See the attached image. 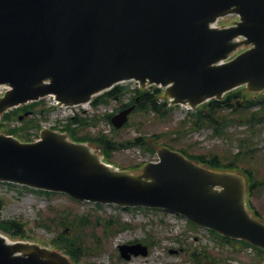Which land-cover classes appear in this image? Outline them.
Wrapping results in <instances>:
<instances>
[{
  "label": "water",
  "instance_id": "1",
  "mask_svg": "<svg viewBox=\"0 0 264 264\" xmlns=\"http://www.w3.org/2000/svg\"><path fill=\"white\" fill-rule=\"evenodd\" d=\"M228 12L240 14L238 26L209 28ZM237 35L253 46L219 63ZM129 78L167 85L174 102L192 105L241 85L264 90V0H0V82L12 85L0 98V114L49 93L83 102ZM135 107L114 115L113 124L121 128ZM158 155L136 172L57 131L45 130L36 142L0 134V180L79 200L167 209L264 249V222L255 219L249 196L252 214L245 207L240 173L210 170L169 147ZM119 248L128 260L148 254L141 242ZM0 264L71 261L0 235Z\"/></svg>",
  "mask_w": 264,
  "mask_h": 264
},
{
  "label": "rangeland",
  "instance_id": "2",
  "mask_svg": "<svg viewBox=\"0 0 264 264\" xmlns=\"http://www.w3.org/2000/svg\"><path fill=\"white\" fill-rule=\"evenodd\" d=\"M234 18L227 17L223 21L230 22ZM248 91L251 94L258 93ZM122 101L124 98L119 101L112 99V102L108 106L104 105L101 110L111 112L116 109V112ZM165 101L164 96L160 95L158 103ZM256 108L258 106H255ZM189 111L191 109L184 104L174 105L165 115L138 108L130 115L127 126L120 130L112 128L110 120L106 118L99 124L86 125L79 133L95 136L108 131L110 133L107 134L116 142H128L139 136H146L156 151L145 150L133 144L113 150L109 158L104 156L97 145L83 141L93 145L104 159L136 172L148 160H157V149L169 144L177 149L183 148L190 154H219L221 157L231 158L232 155L240 153V168H251L256 178L264 180V122L251 127L236 120L229 123L225 127L226 132L221 134L215 133L212 126L191 131L187 130L188 123L183 124ZM223 113L232 112L226 110ZM53 114L59 116L58 113ZM231 117L239 116L232 114ZM248 196L255 218L264 221V184L253 194L248 193ZM0 200L3 202L1 219L15 218L27 223L29 239L26 241L51 249H55L50 245L51 240L64 229L59 221L57 222V215L67 218L69 213L88 214L90 224L83 227L81 233L83 245L88 250L82 258L83 264H191L189 253L195 248L203 247H207L211 254L220 256L223 259L220 264H264V257H260L257 251L248 247L237 250L236 243L235 247L222 246L209 231L192 227L182 215L124 209L115 204H103L99 207L89 201L74 200L66 194L39 195L19 184L11 185L4 181H0ZM110 218L113 221L118 220L121 224L106 225V219ZM43 222L49 227L42 224ZM68 232L73 231L68 228ZM147 238L154 241L152 259L136 257L127 262L120 257L119 244L137 239L146 241ZM171 247L185 250L181 249L177 254L171 255ZM200 264L208 263L204 261Z\"/></svg>",
  "mask_w": 264,
  "mask_h": 264
},
{
  "label": "trees",
  "instance_id": "3",
  "mask_svg": "<svg viewBox=\"0 0 264 264\" xmlns=\"http://www.w3.org/2000/svg\"><path fill=\"white\" fill-rule=\"evenodd\" d=\"M120 88L117 87L114 90L108 92L106 96L116 97L120 92ZM158 91V90H157ZM156 92V91H155ZM98 97L96 102L108 101L109 97ZM133 102H137L139 108L147 109L149 111H155L160 115H165L169 108L166 107L167 102L158 103V95L154 92L148 90H139L136 95L132 98ZM37 103H30L25 106H21L15 109H12L6 112L3 115V120H11L13 118H19L24 112L28 110H35ZM255 106L258 108L255 109ZM228 110L232 113H223V111ZM232 114H237L239 117L234 118L230 116ZM238 120L239 122L249 124L251 127H255L257 124L264 122V93L251 94L248 89L245 87H238L230 92H228L222 99H211L208 102L198 106L194 112L188 114L187 118L183 121V124H189L187 130H196L204 126H212L215 133H225V127L229 123H233ZM97 121V117H93L88 120L84 117L76 116L72 118L67 125H65L64 130L70 135L74 141H90L97 145L105 157L109 158L113 150H117L126 146L138 145L143 147L145 150L156 151L155 146L148 141L146 136H139L133 141H122L116 142L113 137H110L108 134L100 133L95 136H90V134H80L79 132L83 127L94 123ZM23 127L21 128V133L19 129H8L9 133H14L22 140H31L27 129L32 126H37L38 122L35 118L25 117L23 119ZM74 124H76L74 126ZM3 125V124H2ZM130 144V145H129ZM169 145V144H167ZM174 149L173 146L169 145ZM185 155L199 161L210 168L217 170H227V171H239L247 176L249 179V185L251 187V192L253 193L258 188L264 184V180H259L255 177L253 169H241L239 162L241 160L240 153L234 154L230 157H221L219 154H213L207 156L206 154H190L185 149H179ZM41 194L51 195L55 194L54 192H48L39 190ZM3 207V202L0 200V211ZM55 218H52V220ZM102 219V218H101ZM57 222L64 227V229L59 232L58 236L51 240L50 245L65 254H67L74 261L75 264H83V256L88 253V250L83 245V227L89 225V215L88 214H76L69 213L66 216L57 215ZM106 225H112L114 223L121 224L118 220L113 221L112 218L106 219ZM42 224L49 227L45 222ZM27 223L19 219H1L0 217V230L8 233L14 238L29 239V233L27 230ZM68 228L73 232H68ZM213 234L220 237L223 240L229 241L231 243L242 245H251L245 240H234L222 236L220 233L212 231ZM149 246L153 244L151 240L146 241ZM255 247V246H254ZM237 250L240 248H236ZM260 257H264V250L255 247ZM185 250V249H184ZM189 259L191 264H200L201 262H207L208 264H218L222 260L221 257L211 254V251L207 247L202 249L195 248L189 253ZM100 264V263H99ZM109 264H116L111 262ZM118 264V263H117Z\"/></svg>",
  "mask_w": 264,
  "mask_h": 264
},
{
  "label": "bare ground",
  "instance_id": "4",
  "mask_svg": "<svg viewBox=\"0 0 264 264\" xmlns=\"http://www.w3.org/2000/svg\"><path fill=\"white\" fill-rule=\"evenodd\" d=\"M19 243H24V244H27V243H25V242H19Z\"/></svg>",
  "mask_w": 264,
  "mask_h": 264
}]
</instances>
